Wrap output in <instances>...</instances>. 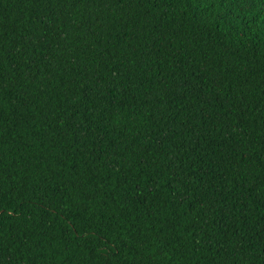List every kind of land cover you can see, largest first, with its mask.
I'll use <instances>...</instances> for the list:
<instances>
[{
    "label": "trees",
    "instance_id": "1",
    "mask_svg": "<svg viewBox=\"0 0 264 264\" xmlns=\"http://www.w3.org/2000/svg\"><path fill=\"white\" fill-rule=\"evenodd\" d=\"M0 264H264V0H0Z\"/></svg>",
    "mask_w": 264,
    "mask_h": 264
}]
</instances>
